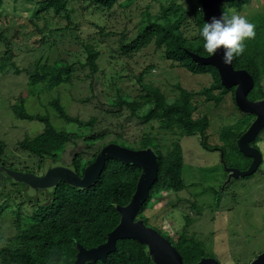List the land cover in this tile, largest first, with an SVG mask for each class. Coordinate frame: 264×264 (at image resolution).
Returning a JSON list of instances; mask_svg holds the SVG:
<instances>
[{
  "label": "rangeland",
  "instance_id": "obj_1",
  "mask_svg": "<svg viewBox=\"0 0 264 264\" xmlns=\"http://www.w3.org/2000/svg\"><path fill=\"white\" fill-rule=\"evenodd\" d=\"M36 1L39 0H5L0 10V141L7 150L5 162L13 165L4 170L0 167V173L29 169L38 175L41 171L39 158L22 153L19 144L42 134L44 125L39 121L18 119V106L30 116H47L58 132L82 136L77 146L66 148L60 162L47 159L42 175L70 166L76 153L91 158L115 141L120 146L124 143L126 148L138 149L143 147L140 141L153 139L164 157L178 145L183 155L185 188L179 192L156 193L146 206L144 219L139 218L175 244L182 235L193 237L207 257L221 264H250L263 253L264 131L256 144L263 154L258 171L225 185L224 164L238 168L248 162L235 150L222 157L220 150L228 152L233 147L234 137L227 138L226 132L243 129L245 132L253 118L237 108L233 93H228L219 105L205 103L201 93L213 86L212 76L192 74L179 64L165 60L154 41L138 54L125 56L122 53V45L139 34L147 15L167 14L176 21L181 15L177 6L190 12L191 6L198 5L199 0H136L129 7L126 0H121L111 10L98 8L88 0H72L71 15L44 13L35 19L33 4ZM229 12L245 15L254 24L255 33L260 32L259 36L245 41V58H253L258 65L259 91L264 94V30L260 28L264 25V0H252L241 8H230ZM181 29L187 39L199 40L200 32L191 14ZM6 42L13 56L9 61ZM88 45L100 54L97 60L100 78H92L89 69L83 67L87 57L84 47ZM36 66L71 67V81L55 87L49 82L34 86L27 71H36ZM17 70L21 74L18 75ZM141 75L144 84L159 88L170 101L179 97L178 87L194 95L192 102L198 107L195 117L203 113L209 118V150L201 146L199 134L186 137L177 126L171 130L161 128L158 120L143 123L141 116L148 108H143L144 92L137 79ZM117 89L140 103L138 116L127 107L120 111L112 107ZM55 101L69 117L82 123L95 119V125L82 128L74 122L68 123L59 116ZM86 136L100 140L87 146ZM4 187L3 195L20 201L17 190L9 182H5ZM18 234L14 214L5 209L0 216V252L13 245Z\"/></svg>",
  "mask_w": 264,
  "mask_h": 264
},
{
  "label": "trees",
  "instance_id": "obj_2",
  "mask_svg": "<svg viewBox=\"0 0 264 264\" xmlns=\"http://www.w3.org/2000/svg\"><path fill=\"white\" fill-rule=\"evenodd\" d=\"M33 1V0H30ZM72 0H39L33 4V18H38L40 14L49 16L71 15ZM98 8L111 10L118 5L121 0H88ZM136 0H126V7H129ZM192 0H190L191 2ZM252 0H230L222 4V12L225 16L230 15V8H241L251 3ZM5 0H0V10L3 9ZM181 15L176 21L164 14L160 17L147 15L145 24L139 34L129 43L122 45V53L125 56H132L142 52L152 41L156 49L163 52L165 60L177 63L181 68L188 70L195 75L210 74L214 84L210 89L201 93L205 97V103H214L219 105L228 93H233L234 89L227 90L221 85L217 70L212 66H204L196 63L187 53L192 52L202 57L209 55L204 51L203 40L199 34V40H189L184 37L182 24L188 15L195 18V24L200 29L205 23L201 9V0L198 5H192L191 11L186 12L182 7L177 6ZM264 30V25L260 27ZM256 32L253 39L259 36ZM8 42V41H7ZM6 42V43H7ZM6 59L13 58L9 45L7 43ZM85 68L89 69V76L100 78L99 66L97 60L100 57L99 52L93 46H86ZM244 52L233 58V65L236 69H246L255 81V87L249 94V99L256 100L264 98V94L259 91L261 72L253 58H245ZM64 65L67 64L61 61ZM36 71H27L32 84L49 82L51 87L59 86L64 83H70L71 67L54 68L35 67ZM40 71V75L37 71ZM17 74L21 71L17 70ZM141 90L144 92L143 108H148L141 116L144 124H150L152 121L161 122V128L171 130L177 126L186 137L201 136V146L209 150L208 129L209 118L206 114L195 117L198 107L192 102L194 95L185 89L178 87L179 97L174 100H168L161 90L153 85L144 84L143 75L137 77ZM259 95L258 97H255ZM234 99V98H233ZM235 103V101H234ZM54 107L59 116L68 123L74 122L82 128H93L96 120L88 123L79 122L77 119L69 117L58 102L55 101ZM114 109L127 107L134 116L140 110V103L131 99L121 89H117L116 97L112 101ZM19 113L17 118L26 121H39L44 125V131L32 140H24L19 144L22 153L29 154L39 158L41 175L44 169V162L47 159L55 163L61 161V155L65 153L67 147L77 146L81 135L76 133L58 132L50 119L45 116H30L24 112L22 106L17 107ZM118 111V112H119ZM248 116V115H247ZM246 129V128H245ZM244 133L243 130L226 132L227 138H233V147L230 151H223L224 156L235 150L243 159L244 157L238 150L236 142ZM84 142L90 146L94 141H99L96 136H86ZM117 141L113 142L115 144ZM142 148L131 150H144L153 148L158 158L159 176L155 185L150 191L149 199L141 209L139 217H143L147 204L152 200L156 193L160 191L179 192L185 188L184 182V162L181 148L177 145L174 150L164 157L158 144L153 139L140 141ZM125 144L122 143V146ZM125 147V146H124ZM6 147L0 141V167H12L5 162ZM99 153V152H98ZM96 152L91 158H85L82 153H76L71 162L81 179L84 178V172L97 158ZM13 168V167H12ZM12 170V169H11ZM23 172H30L26 169ZM33 173V172H32ZM141 170L137 167L124 164L118 160H107L104 168L96 181L88 188L71 187L68 183L61 181L54 188L49 190H40L34 196L28 194L25 185L15 183L11 179H4L0 175V216L4 210H11L15 216V222L18 225L19 234L13 240L14 244L3 249L0 252V264H74L78 254L77 245L85 249L96 248L107 241L108 234L113 231L120 221V215L113 202L119 206L127 205L135 193ZM9 182L10 186L17 190L20 201L13 198H7L3 195L4 183ZM15 200V201H14ZM170 240L181 253L185 264H196L202 257H207L204 251L199 247V243L187 235H182L175 244ZM190 243L189 245H186ZM147 247L133 240L118 241L116 251L109 254L106 261H98L88 264H153L148 255Z\"/></svg>",
  "mask_w": 264,
  "mask_h": 264
},
{
  "label": "water",
  "instance_id": "obj_3",
  "mask_svg": "<svg viewBox=\"0 0 264 264\" xmlns=\"http://www.w3.org/2000/svg\"><path fill=\"white\" fill-rule=\"evenodd\" d=\"M229 1L201 0L204 21L207 22L212 17L219 18L224 15L222 4ZM187 53L199 65L214 67L219 74L221 85L227 90L234 89V101L237 108L244 115L255 117V120L236 142L239 152L244 157L251 159L252 162L245 171L238 168H228L224 164L225 172L228 174L225 185L232 180L244 179L254 175L263 162V154L252 144L264 131V98L256 101L249 99V94L255 87L254 77L246 69H236L233 60L230 65L222 63V51L208 57H202L188 51ZM111 159L141 170L135 193L125 206H119L113 202V206L120 215L119 224L108 234L104 244L92 249H85L81 245H77L78 254L74 264L105 262L108 255L116 251L117 243L121 240H133L146 246L153 264H185L175 245L139 218L141 209L148 201L150 191L159 176L158 158L151 147L144 150H131L115 143L107 144L100 149L92 165L86 168L83 179L79 177L73 167L67 165L43 175L15 170L1 172L0 175L4 176V179H11L15 183L25 185L28 194L34 196L40 190L56 187L61 181L68 183L71 187L88 188L96 181L106 161ZM196 264L221 263L211 257H202ZM250 264H264V252L259 254Z\"/></svg>",
  "mask_w": 264,
  "mask_h": 264
},
{
  "label": "clouds",
  "instance_id": "obj_4",
  "mask_svg": "<svg viewBox=\"0 0 264 264\" xmlns=\"http://www.w3.org/2000/svg\"><path fill=\"white\" fill-rule=\"evenodd\" d=\"M254 28L245 15L238 13L212 17L200 29L202 47L209 56L222 51V63L230 65L234 57L244 52L245 41L254 37Z\"/></svg>",
  "mask_w": 264,
  "mask_h": 264
},
{
  "label": "flooded vegetation",
  "instance_id": "obj_5",
  "mask_svg": "<svg viewBox=\"0 0 264 264\" xmlns=\"http://www.w3.org/2000/svg\"><path fill=\"white\" fill-rule=\"evenodd\" d=\"M263 99V98H262ZM250 100H252V99H250ZM259 100H261V99H259ZM252 101H256V100H252ZM252 118H253V121L255 120V117L254 116H251ZM252 121V122H253ZM260 137V136H259ZM259 137H258V139H259ZM257 139V140H258ZM257 140L252 144V146H254V147H256L257 148V146H256V144H257ZM221 152L220 153H223V151L222 150H220ZM223 156H224V154H223ZM247 160H248V162H247V164L245 165V166H243V167H238V168H240V170H242V171H245V170H247L248 168H249V166H250V164H251V162H252V160L251 159H248L247 158ZM255 175V174H254ZM227 178H228V174H227ZM227 178H226V180H227ZM2 180H0V182H1ZM226 182V181H225ZM251 263V262H250Z\"/></svg>",
  "mask_w": 264,
  "mask_h": 264
}]
</instances>
